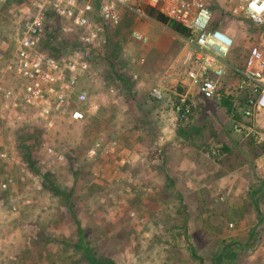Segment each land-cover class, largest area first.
Returning a JSON list of instances; mask_svg holds the SVG:
<instances>
[{
  "label": "rangeland",
  "instance_id": "rangeland-1",
  "mask_svg": "<svg viewBox=\"0 0 264 264\" xmlns=\"http://www.w3.org/2000/svg\"><path fill=\"white\" fill-rule=\"evenodd\" d=\"M33 1H0V51L14 46ZM207 2L213 23L234 40L231 63L241 64L254 44L264 47L260 26L230 14L223 0ZM134 30L145 40L136 39ZM183 37L122 8L120 23L108 29L86 81L97 112L83 121L61 118L39 137L36 154L43 172L53 175L65 194L24 166L28 121L12 120L0 110V152L7 153L0 157V264H89L81 259L84 250L75 248L82 242L96 257L116 264H213L228 244L232 264H264L263 245L251 236L239 240L235 211L216 204L223 197L220 186H204L207 172L217 178L234 168L244 138L233 129L227 108L200 98L186 78ZM110 62L128 77L127 85L106 81ZM228 73L222 87L234 91L236 79ZM152 88L161 89L162 97L153 98ZM181 94L190 106L185 119L173 109ZM178 126L200 131L186 139L176 134ZM248 138L249 146L257 137ZM95 142L100 147L89 156ZM120 148L132 155L129 163H120Z\"/></svg>",
  "mask_w": 264,
  "mask_h": 264
},
{
  "label": "built area",
  "instance_id": "built-area-1",
  "mask_svg": "<svg viewBox=\"0 0 264 264\" xmlns=\"http://www.w3.org/2000/svg\"><path fill=\"white\" fill-rule=\"evenodd\" d=\"M223 1L230 14L264 25V0ZM144 5L187 28L183 41L188 67L184 73L205 100L223 99L222 79L228 69L232 70L237 76L235 90L230 91L229 86L226 90L241 119L234 120L232 127L245 135L254 133L251 119L264 110V47L254 44L241 64H233L228 56L234 40L222 27L213 26V11L207 0H145ZM124 7L146 17L143 6H130L129 0H34L23 17L22 31L14 46L7 53L0 51V110L11 115L12 120L33 122L45 130L53 128L61 118L83 121L94 115L99 105L86 83L93 74V65L88 61L91 48L98 49L108 28L120 23ZM50 11L62 20V34L77 35L86 46L59 57L42 51L39 44L44 37L43 23ZM132 34L145 40L135 30ZM151 95L161 98L162 91L152 88ZM173 109L180 118L187 117L190 106L184 94L173 103ZM115 144H110L111 151ZM99 147L95 142L88 155L96 154ZM0 157H7V153L1 151Z\"/></svg>",
  "mask_w": 264,
  "mask_h": 264
},
{
  "label": "crops",
  "instance_id": "crops-1",
  "mask_svg": "<svg viewBox=\"0 0 264 264\" xmlns=\"http://www.w3.org/2000/svg\"><path fill=\"white\" fill-rule=\"evenodd\" d=\"M250 124L254 133L245 135L244 132H238L244 139H241L243 144L239 148L241 157L237 159L234 168L217 178L207 172L208 181L204 182V186L211 185V182L220 186L223 197L218 198L216 204L226 206L229 209L227 213L231 214L230 208L235 211V236L243 241L251 236L264 247V110L255 115ZM252 135L257 138H253L254 141L248 146L244 140ZM117 154L121 164L129 163L132 158L125 148ZM123 158L124 162L121 161Z\"/></svg>",
  "mask_w": 264,
  "mask_h": 264
},
{
  "label": "trees",
  "instance_id": "trees-1",
  "mask_svg": "<svg viewBox=\"0 0 264 264\" xmlns=\"http://www.w3.org/2000/svg\"><path fill=\"white\" fill-rule=\"evenodd\" d=\"M143 10H144V13L147 17L157 21L158 23H160L162 25L167 26L168 28L172 29L174 32L179 33L180 35H183V36H186L188 34L187 28L182 26L180 23L168 18L167 16H165L164 14L159 12L158 10H156L152 7H148V6H144ZM55 18L58 19V17L55 15V13L50 11L47 14L46 19L43 23L44 37L39 44V48L42 51H44L48 55H51L54 57H59L63 53H69V52H72L73 50H76V49H79L83 46H86L84 43H82L79 40L77 35L71 34L68 36H63L61 33V30H60V27H61L60 23L55 22L54 21ZM213 26H217V23L214 22ZM258 26H260V29L264 30V25H258ZM108 29H110V28H108ZM106 34H107V32H106ZM96 51H97V49L91 48L90 58L88 59V61L90 62L91 65L95 64L98 61L96 56H94ZM108 65H109V69L107 70V72L104 75V77L106 78V81H108L109 78H111V79L116 78L117 80L119 79L122 81V83L127 85L126 82H127L128 77H126L122 74V76H123V78H122V76L114 70L113 63L110 62ZM228 72L231 73V75L237 80V76L232 72L231 69H229ZM229 73H228V75H229ZM225 90L226 89H222V92L224 93V97L218 103L224 105L227 108V112L231 115L233 121L234 120H240L238 113L233 110L232 95H230L228 93V90H226L227 92ZM24 124L31 126V127L26 128L24 130V133H26L25 134L26 144L23 145L24 151L22 152V160H23V163L25 164L24 166L28 167L32 174L40 176V180L43 181V183L45 185L47 183L49 185L48 187H50L52 190L56 191L59 189L60 192L65 194L64 192L66 189L59 187L57 184H56L57 187L55 186V183L53 182L54 176L53 175L49 176V174L43 172V170H44L43 164L44 163L41 162V159H40L42 157L39 154L38 155L36 154L37 145H39V142H40L39 137H40V135L42 136L43 132H45L46 130L43 129L42 127L38 126L37 124L33 123V122L28 121V122H24ZM199 131H200V129L195 128V127H192L189 129L187 127L178 126L176 129V134L179 137L190 139L194 136V134H196ZM34 133H36V134H34ZM223 150L227 151V152H231V150H229V148L227 146H224ZM71 158L74 159V157H69V159H71ZM23 163H22V165H23ZM75 246H76L75 247L76 249H83L84 250L83 251V258H81V259L86 260L89 264H116L112 258H108L106 256L96 257V255H94V253L86 250L87 247L83 244V242L78 243L77 245L75 244ZM229 246H230V244L223 245L221 247V250L216 254V256L214 258L213 264H232V261L229 258L230 257L229 251L231 250ZM224 262H226V263H224Z\"/></svg>",
  "mask_w": 264,
  "mask_h": 264
},
{
  "label": "clouds",
  "instance_id": "clouds-1",
  "mask_svg": "<svg viewBox=\"0 0 264 264\" xmlns=\"http://www.w3.org/2000/svg\"><path fill=\"white\" fill-rule=\"evenodd\" d=\"M136 4H137V3H136ZM144 6H145V5H144ZM144 6H143V7H144ZM146 17H147V16H146ZM105 37H106V36H105Z\"/></svg>",
  "mask_w": 264,
  "mask_h": 264
}]
</instances>
